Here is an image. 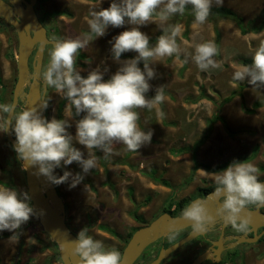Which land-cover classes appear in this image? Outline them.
Here are the masks:
<instances>
[{"label":"rangeland","instance_id":"rangeland-1","mask_svg":"<svg viewBox=\"0 0 264 264\" xmlns=\"http://www.w3.org/2000/svg\"><path fill=\"white\" fill-rule=\"evenodd\" d=\"M112 2L118 0H38V6L51 21L50 34L66 40L82 39L90 32L91 11L107 8ZM223 5L239 12L246 21L255 23H260L264 11V0H224ZM54 10L63 12L52 16ZM154 20L156 22L138 26L150 37V46L157 42V39L152 40L154 37L167 34L165 29L169 26H178L180 34L176 42L181 53L150 61L156 76L149 81L152 87L146 96L151 99L157 89H162L165 100L151 110L136 111L140 117V129L153 132L151 143L136 152L128 151L122 143H115L113 154L108 158L94 149L97 165L81 183L73 188L68 183L56 185L68 205L70 225L77 233L84 230L86 235L102 242L105 250L120 251L125 245L128 232L140 224L134 216L135 211L143 220L151 221L171 199L194 197L199 187L214 184L215 176L222 170L214 172L209 168L233 158L249 157L256 150V156L245 163L254 164L258 174L264 167V105L249 113L241 103L243 93L246 105L253 107L255 101L264 99V87L233 79L234 72L244 66L238 63L237 57L253 56L264 43V29L243 34L233 19L210 15L203 24H198L191 10L183 16L171 17L164 24H160L155 16ZM131 27L134 26L127 23L122 27L109 26L104 36L90 41L82 49L87 58L76 65L81 75L107 68L104 79H109L120 67V62L112 57L110 42ZM209 41L214 42L219 50L214 59L221 67L202 71L192 56L197 45ZM125 54L132 57L121 58V61L138 55L135 52ZM17 55V32L0 17V94L5 97L4 103L0 104L11 103L18 74ZM138 66L143 69V62ZM231 95L232 99L224 102ZM46 101V118L71 119L72 127L68 131L75 136V121L81 117L74 115L70 102L51 87L47 90ZM221 102L223 105L218 113ZM157 110L163 115L158 116ZM216 114L221 118L215 119ZM5 119L6 114L0 112V123ZM198 140L204 141L195 157L191 152L178 155L173 152V149L193 145ZM73 145L87 156L84 146L76 141ZM15 153L5 132H0V187L13 188L23 198V193H28L26 175ZM196 160L208 168H195ZM54 171L57 176L63 175L64 171L82 173L76 162ZM154 177L170 184L158 182ZM27 202L33 206L30 199ZM140 204L142 206L138 208ZM0 234L4 235L0 238V264H63L58 256L59 250L44 231L39 218L30 219L22 226L21 232L17 229ZM158 245L151 246L147 254H152ZM244 252L247 257L237 258L229 264H264V241L247 245Z\"/></svg>","mask_w":264,"mask_h":264},{"label":"clouds","instance_id":"clouds-1","mask_svg":"<svg viewBox=\"0 0 264 264\" xmlns=\"http://www.w3.org/2000/svg\"><path fill=\"white\" fill-rule=\"evenodd\" d=\"M213 3L222 7L224 0H118L107 8L91 11V19L88 20L90 32L82 39L54 38L50 62L43 73L45 85L62 94L74 108V115L81 118L75 121L73 136L68 131L72 127L71 119H48L42 115L47 104L40 109L27 107L19 113L14 104H0V112L8 117L0 123V132H14L16 143L13 148L18 158L27 168L34 167L35 175L46 177L54 185L68 183L73 188L96 167L94 149L108 158L113 154L115 143H122L130 152L150 144L153 132L140 129L136 109L151 110L165 100L162 89H157L151 99L146 96L152 87L149 81L156 76L150 61L181 53L176 42L180 28L169 26L165 29L167 34L159 36L155 46H150V37L138 26L156 22L154 16L164 24L177 14L183 16L188 6H191L195 22L203 24L211 14ZM126 23L134 27L120 32L110 42L112 57L120 62L118 70L109 79H104L107 68L81 75L76 67L80 51L94 38L104 36L109 26L122 27ZM126 52L138 55L121 61L122 54ZM218 52L214 42L201 43L196 46L192 60L202 71L216 69L221 67L214 59ZM141 61L143 69L138 66ZM233 79L264 87V43L254 52L251 65L238 68ZM157 112L158 116L163 115L159 110ZM73 141L84 146L87 156L73 145ZM73 162L80 165L82 173L64 171L63 175L55 174L56 168ZM258 172L252 163L232 162L215 176L216 188L211 197L217 201L223 197L215 209L216 214H212L208 200L204 199L191 202L183 209L182 216L191 221L194 231L198 232L205 231L217 216L235 230L246 231L248 221L242 218L244 209L249 205L264 207V182L258 178ZM29 199L27 192L21 198L15 189L0 187V232H15L33 217L44 215L43 209L37 210L27 202ZM72 243L81 264L122 262L119 251L105 250L102 242L86 235L84 230Z\"/></svg>","mask_w":264,"mask_h":264},{"label":"water","instance_id":"water-1","mask_svg":"<svg viewBox=\"0 0 264 264\" xmlns=\"http://www.w3.org/2000/svg\"><path fill=\"white\" fill-rule=\"evenodd\" d=\"M36 3L37 0H0V16L15 28L18 36V74L11 102V104L16 106V109L19 106H21L23 110L27 107L40 109L42 105L46 104L48 87L45 85L44 77L41 82L40 75L45 48L48 44H53L54 46L55 41L49 38L48 28L46 24L40 20L35 9ZM32 56L33 70L30 67V57ZM46 113L47 108L43 110L42 115L46 117ZM7 118L6 115V119ZM5 135L13 147L16 143L14 132L10 130L9 132H5ZM21 163L24 166L27 190L31 197L30 200L32 201V205L37 210H44V215L39 217L40 224L51 239L59 244L60 258L63 264H81V259L75 254L74 244L72 243L76 240L77 234L71 229L67 222L66 203L59 193L57 186L50 183L46 177L35 175L36 169L34 167L27 168V166L23 164V161H21ZM261 181L264 182V179ZM214 190L207 193L205 197H197L191 202L207 199L208 206L212 214L215 215V209L219 206V203L222 202L221 199L223 197H221L219 201L212 199L211 193H213ZM191 202L188 205H190ZM260 208L262 207L257 206V208H251L247 206L244 209L242 218L248 221V225L251 226L250 232H253V235L250 236L248 233L236 235V241L232 243V246L241 242H257L264 234V229L259 232V229L264 227V212L260 211ZM216 222L221 223L223 227L230 224L217 216L215 221L207 228L214 226ZM190 226H193L191 221L185 219L182 214L173 215L170 212L161 213L150 223L139 227L133 233L123 250L121 264H134L149 245L159 239L165 238L172 232L183 230ZM206 231L207 229L202 232L194 231L193 229L185 237L168 247H163L158 256L149 264H160L171 253L175 252L200 234H204ZM21 245L22 241L20 247ZM215 245L217 247H215ZM211 248L214 254L217 255L215 261H219L223 250L222 239L213 241ZM207 258H212L209 252L197 256L190 264H200Z\"/></svg>","mask_w":264,"mask_h":264},{"label":"flooded vegetation","instance_id":"flooded-vegetation-1","mask_svg":"<svg viewBox=\"0 0 264 264\" xmlns=\"http://www.w3.org/2000/svg\"><path fill=\"white\" fill-rule=\"evenodd\" d=\"M38 5L39 4H38V0H37V3L35 5V9L37 11V14H38L40 20L44 24H46V26L48 28L49 38L54 40L55 37L53 36V34H50L51 33V31H50L51 30L50 29L51 21L47 18L46 14H44L40 11ZM2 19L5 20L4 18H2ZM9 25H11V24H9ZM11 27H13V26L11 25ZM53 47H54L53 44H48L45 48V54H44V58H43V62H42V69H41V75H40L41 82L43 81V77H44L43 73L46 70V68L50 62L49 53ZM30 67L33 70V56L30 57ZM46 104H47V101H46ZM258 178L260 180L264 179V170H261V172L258 174ZM214 184H216V183H214ZM210 185H212V184H208L205 187H199L197 194L194 197H192L190 202L197 197H205L206 194L210 192V191L206 192L205 188L209 187ZM58 190H59V188H58ZM59 192H60V190H59ZM60 194H61V192H60ZM221 200H223V198ZM64 201H65V198H64ZM65 203H66V201H65ZM188 204H187V206H188ZM249 207L257 208V206H255V205H249ZM66 210H67V214H68L67 203H66ZM260 211L264 212V207L260 208ZM180 214H182V213H180ZM66 219L68 222L67 217H66ZM151 221H145L144 220V222H140V224L137 225L136 227H134L133 231H131L132 235L139 227L146 225V224L150 223ZM68 224L71 227V229L76 234H78L75 231V229L70 225L69 222H68ZM250 228H251V226L248 225L247 230L241 232V231L235 230L231 224H228L227 226L223 227L221 223L216 222V224L214 226L207 228V231L204 234H200L199 236H197L193 240L189 241L188 243H186L185 245H183L182 247L177 249L175 252L171 253L160 264H190L192 261H194L196 259L197 256H199L205 252H209L212 255V258H207L204 261H202L200 264H229V263H233V261L227 260V258L230 256H234L235 260H236L237 258L243 259V258L247 257V254L244 251H246L247 245L252 244L250 242H241V243H238V244H235L232 246V243H234L236 241L235 236L236 235H242L244 233H248L250 236H252L253 232H250ZM193 229H194L193 226H190V227H187L183 230L172 232V233L168 234L165 238L157 240L153 244L149 245L143 251L141 256L137 259V261L134 264H138V262H141V261H143V264H149L152 260H154L158 256L160 250L163 247H168L169 245L173 244L174 242L178 241L179 239L185 237ZM263 229H264V227H261L259 229V232H261ZM21 230H22V228L19 229V232H21ZM129 235H130V232H128V234H127V237L125 240V245H123V247L119 251L121 253V255L123 253L125 246L127 245L128 241H129V239L131 238V237H129ZM220 239H222V242H223V248H222L223 250L221 253L220 260L215 261L217 259V255L214 254V251L212 250L211 246L213 245V241H218ZM257 242H260V239ZM257 242H254V243H257ZM156 243L159 244L158 247L154 250V252L152 254L148 255L147 254L148 250L151 248V246H153ZM21 247H22V245H21ZM21 247H20V249H21ZM215 247H217V246L215 245Z\"/></svg>","mask_w":264,"mask_h":264},{"label":"trees","instance_id":"trees-1","mask_svg":"<svg viewBox=\"0 0 264 264\" xmlns=\"http://www.w3.org/2000/svg\"><path fill=\"white\" fill-rule=\"evenodd\" d=\"M189 10L192 11L191 6H188L187 9H186V11H189ZM62 12L63 11L54 10V11H52L51 15L52 16H56V15L62 13ZM210 16H212V17H227V18L233 19L237 23L240 31L243 34H246V33H249V32H260V31H262L264 29V11L262 12V14L260 16V23H255L254 21H246L243 15H241L239 12L233 10L231 7L226 6V5H223L222 7H217L216 5H213V7L211 9ZM187 26L189 27V24H187ZM158 37L159 36H156L152 40L158 39ZM10 56L13 57L12 54H10ZM129 57H132V55L123 53L122 56H121V58H129ZM77 58H78L77 59V64H82V62H81L82 59L87 58V55L84 52H82V50H81ZM236 60L241 65H251V63H252V57H248V56H239V57H237ZM0 80H1V70H0ZM232 97H233L232 95L226 97L224 99V102L230 101L232 99ZM241 98H242V102L241 103H242L243 108L246 110V112H249V113L254 112L257 108H259V107L264 105V99H260V100H257V101L254 102L253 107H248L246 105L243 93H241ZM4 101H5L4 95L0 94V102L4 103ZM11 102H12V100H11ZM222 105H223V102L219 103L218 108H217L218 113L221 111ZM21 110H22V107L19 106L16 109V112L19 113ZM220 118L221 117L218 114L215 115V119H220ZM13 123H14V119H13ZM203 141L204 140H198L193 145H186V146H183V147H181L179 149H173V152L175 154H177V155L180 154V153H183V152H191L193 157H195L196 153H197L200 145L203 143ZM10 145H11V143H10ZM256 151L252 155H250L249 157L233 158L231 160H228L226 162L221 163L217 167H211L209 169L214 171V172H216V171H220V170L225 169L229 164H231L234 161H242V162L250 161L251 159H253L256 156V153H257ZM200 166L208 168V166L206 164H201L200 162L197 161L195 163V168H198ZM262 170H264V167H262ZM156 181L163 182L166 185L170 184L168 181L162 180L161 178H156ZM215 188H216V184H212L209 187H206L205 191L209 192V191H212ZM191 199H192V197H183L181 199H174L173 198L169 202L168 206H166L161 213L170 212L173 215H178V214L182 213L183 209L187 206V204L190 202ZM146 200L149 201L150 198L147 197ZM142 204H140L138 206V208H140L142 206ZM159 215H157V216H159ZM134 216L136 217V219L140 220V222H144L143 218L139 214H137L136 211L134 212ZM131 236H132V232H130L129 237H131ZM1 237H4V235L0 234V238ZM50 240L57 247V249L59 250L60 249L59 244L57 242H55L54 240H52L51 238H50ZM262 241H264V235L260 238V242H262ZM58 256H59V259L61 260L60 253H58ZM227 260H231V261L234 262L235 261V257L234 256H230V257L227 258ZM61 262H62V260H61ZM236 264H238V263H236Z\"/></svg>","mask_w":264,"mask_h":264},{"label":"crops","instance_id":"crops-1","mask_svg":"<svg viewBox=\"0 0 264 264\" xmlns=\"http://www.w3.org/2000/svg\"><path fill=\"white\" fill-rule=\"evenodd\" d=\"M155 178V180H156V178H159V177H154ZM159 182V181H158Z\"/></svg>","mask_w":264,"mask_h":264},{"label":"bare ground","instance_id":"bare-ground-1","mask_svg":"<svg viewBox=\"0 0 264 264\" xmlns=\"http://www.w3.org/2000/svg\"><path fill=\"white\" fill-rule=\"evenodd\" d=\"M101 227V226H100Z\"/></svg>","mask_w":264,"mask_h":264}]
</instances>
